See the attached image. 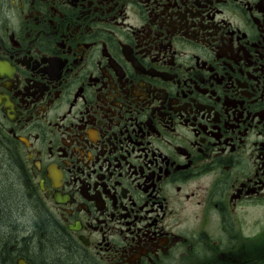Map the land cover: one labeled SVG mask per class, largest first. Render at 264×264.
Instances as JSON below:
<instances>
[{
    "label": "flooded vegetation",
    "instance_id": "af4514ba",
    "mask_svg": "<svg viewBox=\"0 0 264 264\" xmlns=\"http://www.w3.org/2000/svg\"><path fill=\"white\" fill-rule=\"evenodd\" d=\"M0 144L75 264H264V0H0Z\"/></svg>",
    "mask_w": 264,
    "mask_h": 264
},
{
    "label": "trees",
    "instance_id": "16d2710c",
    "mask_svg": "<svg viewBox=\"0 0 264 264\" xmlns=\"http://www.w3.org/2000/svg\"><path fill=\"white\" fill-rule=\"evenodd\" d=\"M6 151V156L3 157ZM0 157L4 159H0V204H3L0 208V217L3 216L0 224V264H15V259L21 254L29 256L32 264H75L76 256L73 254L67 256V253L62 262L56 260L59 256L56 254L58 248H64L62 237L58 235L62 230L45 214L37 201L29 196V180L19 159L18 164H15L13 156L3 144H0ZM11 179L16 186V195L7 198L4 189ZM14 216L20 218L12 219ZM29 231H32L37 239H41L42 234L44 239L41 240H50H46L47 243L38 249L36 241L23 237Z\"/></svg>",
    "mask_w": 264,
    "mask_h": 264
},
{
    "label": "bare ground",
    "instance_id": "6f19581e",
    "mask_svg": "<svg viewBox=\"0 0 264 264\" xmlns=\"http://www.w3.org/2000/svg\"><path fill=\"white\" fill-rule=\"evenodd\" d=\"M16 189V186H14V185H12V186H10L9 188H7V189H4V194H5V197H13L14 195H16V193H15V190ZM5 197H3V198H5ZM3 204H0V208H2L1 206H2ZM0 212H1V210H0ZM0 215H1V213H0ZM3 216H1L0 217V224H1V222H2V220H3V218H2ZM20 217H18V216H14L12 219H19ZM15 221V220H14ZM15 222H18V220H16ZM26 234H28V236L27 237H25V238H27V240L28 239H30V240H33V241H36L37 242V244H38V249H40V248H42V246H44L45 245V243H47L46 241H44V240H41V239H37L35 236H34V233H32V231H29L28 233H26ZM40 244V245H39ZM24 247H25V245H24ZM59 254V256H57L56 257V260L58 259L60 262H62V261H64L65 259H66V257H65V255H66V253H65V249L64 248H58V251L56 252V254Z\"/></svg>",
    "mask_w": 264,
    "mask_h": 264
},
{
    "label": "water",
    "instance_id": "95a60500",
    "mask_svg": "<svg viewBox=\"0 0 264 264\" xmlns=\"http://www.w3.org/2000/svg\"><path fill=\"white\" fill-rule=\"evenodd\" d=\"M20 264H29L25 259L19 262Z\"/></svg>",
    "mask_w": 264,
    "mask_h": 264
}]
</instances>
